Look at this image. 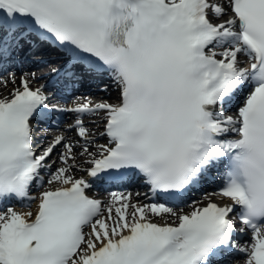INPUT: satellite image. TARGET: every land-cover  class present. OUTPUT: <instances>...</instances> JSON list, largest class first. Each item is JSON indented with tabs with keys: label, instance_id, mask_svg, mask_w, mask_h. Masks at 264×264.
Listing matches in <instances>:
<instances>
[{
	"label": "snow or ice",
	"instance_id": "1",
	"mask_svg": "<svg viewBox=\"0 0 264 264\" xmlns=\"http://www.w3.org/2000/svg\"><path fill=\"white\" fill-rule=\"evenodd\" d=\"M38 42L63 49L64 89L107 74L116 101L49 105L34 73L6 77ZM0 84V264H264V0H0ZM45 110L75 120L37 151ZM213 170L219 190L185 200ZM129 174L154 201L88 194Z\"/></svg>",
	"mask_w": 264,
	"mask_h": 264
},
{
	"label": "bare ground",
	"instance_id": "2",
	"mask_svg": "<svg viewBox=\"0 0 264 264\" xmlns=\"http://www.w3.org/2000/svg\"><path fill=\"white\" fill-rule=\"evenodd\" d=\"M15 57H18V56H15ZM34 58H39V56H35ZM241 59L243 60L244 57H241ZM30 80L33 81V79H31V78H30ZM18 83H19V78H17V85H18ZM33 83H34V82H31V84H33ZM103 85H104V84H103ZM114 85H115V84H114ZM114 85L111 86V89H110L108 95H106V94H100V95H98L97 97H101L99 100H108L109 102H112L111 100L108 99V96H115V86H114ZM12 89H13V85H12V84H9L7 87H4L2 84H0V97H6V96H9V93L12 91ZM103 95H104V96H103ZM68 115H70V116H72V117L75 116V115H73V114H68ZM89 121H91V120H89ZM89 121H85V123L88 125V127H89L90 130H91V132L95 133V134L98 136V135H99V132H100V127H98L97 124L90 123ZM68 136H69L70 139H73V140H75V139L77 138L75 132L68 133ZM99 139H100V138H99ZM98 142H99V140H98ZM99 143H102V142H99ZM43 144L46 145V144H47V140H44V141H43ZM78 150H79V149H77V151H78ZM53 159H54V156H53ZM57 166H58V165H57ZM85 167H87V166H85ZM83 174H84V173H80V172L77 173V175H83ZM46 178H47V177H46ZM132 193L135 194V192H132ZM209 193H211V192H209ZM37 194H38L37 192H34L33 196H36ZM102 198H103L105 201H107L108 198H109V194L103 196ZM212 198H213L215 201H217V202L227 203V201H223L219 196H214V197H212ZM139 199H140L141 201L145 202L141 196H139ZM203 199H204V194L201 195V197L198 198L197 200H203ZM27 210H28V209H27L26 207H23L22 209H20V210H18V211H27ZM32 210H35V204L32 205ZM184 210H185V212L190 211V209L187 208V207H186ZM242 259H243V257H242ZM242 259H241V260H242Z\"/></svg>",
	"mask_w": 264,
	"mask_h": 264
}]
</instances>
